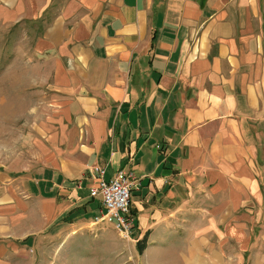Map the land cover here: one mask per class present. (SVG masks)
<instances>
[{
    "label": "crops",
    "instance_id": "obj_1",
    "mask_svg": "<svg viewBox=\"0 0 264 264\" xmlns=\"http://www.w3.org/2000/svg\"><path fill=\"white\" fill-rule=\"evenodd\" d=\"M10 73L37 138L0 162V264H264V0H0ZM98 169L141 181L130 241Z\"/></svg>",
    "mask_w": 264,
    "mask_h": 264
},
{
    "label": "built area",
    "instance_id": "obj_2",
    "mask_svg": "<svg viewBox=\"0 0 264 264\" xmlns=\"http://www.w3.org/2000/svg\"><path fill=\"white\" fill-rule=\"evenodd\" d=\"M98 184L90 190L92 198H100L103 212L94 217L93 223L114 226L124 240H132L136 218L132 213V194L141 186L133 170H121L112 179L106 180L104 169H98Z\"/></svg>",
    "mask_w": 264,
    "mask_h": 264
},
{
    "label": "rangeland",
    "instance_id": "obj_3",
    "mask_svg": "<svg viewBox=\"0 0 264 264\" xmlns=\"http://www.w3.org/2000/svg\"><path fill=\"white\" fill-rule=\"evenodd\" d=\"M13 77V73H10L5 77L8 85L5 86L2 83L0 85V93L4 92L6 96L10 97V99H16V91L12 87L11 82L13 81ZM12 107L13 108L10 110V112L6 113V119H0V146L4 147L5 149L3 151L0 150V162L6 163L5 165L11 168H13V165L18 166L17 162H19L18 169H20L23 167L21 164H27L28 160L32 158L30 155L35 154V151L33 147L30 146L29 141L32 138L36 139L37 137L35 138L33 133L29 131V121H27V119L24 120L22 117L21 119H16L19 117V115L24 117L27 104L15 103L12 105ZM13 116H15V119H13ZM35 150L37 151V149Z\"/></svg>",
    "mask_w": 264,
    "mask_h": 264
}]
</instances>
